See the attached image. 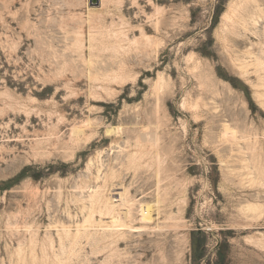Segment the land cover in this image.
I'll use <instances>...</instances> for the list:
<instances>
[{
  "label": "rangeland",
  "instance_id": "374dc122",
  "mask_svg": "<svg viewBox=\"0 0 264 264\" xmlns=\"http://www.w3.org/2000/svg\"><path fill=\"white\" fill-rule=\"evenodd\" d=\"M103 2L0 0V264H264V0Z\"/></svg>",
  "mask_w": 264,
  "mask_h": 264
},
{
  "label": "bare ground",
  "instance_id": "6f19581e",
  "mask_svg": "<svg viewBox=\"0 0 264 264\" xmlns=\"http://www.w3.org/2000/svg\"><path fill=\"white\" fill-rule=\"evenodd\" d=\"M92 5H99L98 3H94ZM104 5V2L103 0H101V7H103ZM97 10L96 7H92V6H89V12L90 14L92 15V13H94L95 11ZM242 127V126H241ZM83 128H74L72 130V135H74L79 141H80V134L83 133L82 131ZM121 127H114V128H109V130H107V132H111L112 134L115 133V135L117 136H120L121 134ZM238 130V129H237ZM235 128H232L231 126L228 128V131H225V130H222L221 132V141H225L224 143H233V144H238V140L240 141H243L245 140V137L246 136H243L241 135L242 137L239 139V133ZM240 131V130H239ZM110 134V133H109ZM239 134V135H238ZM149 136V135H148ZM147 136V137H148ZM121 137V136H120ZM148 138H151V137H148ZM143 141L145 140H148L146 138V136L142 139ZM238 141V142H237ZM240 143V142H239ZM235 146L233 145L232 148H236V150L238 149V145ZM232 144H230L229 146H231ZM238 146V147H237ZM231 148V147H229ZM240 149V148H239ZM232 151L235 150V149H231ZM229 150V151H231ZM233 153V152H232ZM241 153V152H240ZM121 184H119V187L118 188V185L115 187L116 190H122V186H120ZM114 187V185H113ZM113 189V188H112ZM112 191V190H111ZM114 192V191H112ZM126 201L124 199V196L122 194V191L121 192H117V193H110V196L108 198V203L109 205H112L113 207L115 208H118V207H123L125 205ZM251 207V206H250ZM254 206H252L251 208H253ZM256 209V208H255ZM251 210V209H250ZM253 211V210H252ZM129 216V210L128 209H123V210H119L116 214H112L111 217L109 219H105L103 217H100L99 219L97 218V220H95V223H96V226L98 227H102V228H106V229H111V228H131L127 222H126V219L128 218ZM85 227H89V225H83ZM80 227L82 226H77V229L79 230Z\"/></svg>",
  "mask_w": 264,
  "mask_h": 264
},
{
  "label": "water",
  "instance_id": "95a60500",
  "mask_svg": "<svg viewBox=\"0 0 264 264\" xmlns=\"http://www.w3.org/2000/svg\"><path fill=\"white\" fill-rule=\"evenodd\" d=\"M94 3H96V2H94Z\"/></svg>",
  "mask_w": 264,
  "mask_h": 264
}]
</instances>
